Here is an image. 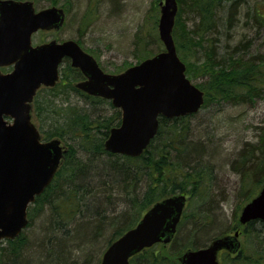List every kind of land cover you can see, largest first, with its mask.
Returning a JSON list of instances; mask_svg holds the SVG:
<instances>
[{
    "label": "trees",
    "instance_id": "trees-1",
    "mask_svg": "<svg viewBox=\"0 0 264 264\" xmlns=\"http://www.w3.org/2000/svg\"><path fill=\"white\" fill-rule=\"evenodd\" d=\"M223 2L177 0L172 34L191 80L206 75L216 97L248 102L264 93V54L246 57L242 40L233 46L227 43L233 40L241 9L247 27L253 26L252 20L264 24V0L251 7L243 0ZM88 18L81 16L84 28ZM141 42L148 41L142 38ZM191 57L201 67L191 63ZM80 78V71L64 59L58 82L40 88L33 99V116L42 138H59L65 151L51 182L28 206L26 230L0 241V264H94L105 236L109 234L107 246L153 202L176 192H186L189 200L173 240L163 244L169 246V256L154 244L133 254L129 264H180L177 257L185 249L205 246L226 231L209 237L222 225L216 220L218 214L212 215L217 207L209 208L212 181L220 166L217 150L194 136L193 114L160 116L156 135L138 156L112 153L104 148V140L109 129L119 124L121 112L110 100L77 89L74 83ZM258 136L226 162L240 174L244 202L264 183V134ZM243 232L240 250L222 251L221 264H264V220L249 221Z\"/></svg>",
    "mask_w": 264,
    "mask_h": 264
},
{
    "label": "water",
    "instance_id": "water-1",
    "mask_svg": "<svg viewBox=\"0 0 264 264\" xmlns=\"http://www.w3.org/2000/svg\"><path fill=\"white\" fill-rule=\"evenodd\" d=\"M159 5L158 35L164 49L120 73H107L73 39L31 45V34L37 29L62 25V8L50 6L35 12L29 0H0V65L14 64L11 72L0 73V239L14 238L27 225L28 204L50 182L62 158L59 139L40 140L29 102L41 84L55 83L64 56L86 77L76 83L78 88L111 99L121 109L120 124L109 130L104 141L110 152L137 156L156 134L159 114L172 117L200 108L203 92L186 76L172 37L177 2L161 0ZM185 199L181 193L154 202L133 227L106 247L100 264H128L129 257L142 248L169 242ZM255 218L264 220V183L239 214L240 223ZM238 234L235 230L206 246L188 248L178 260L181 264H220L218 251H236Z\"/></svg>",
    "mask_w": 264,
    "mask_h": 264
},
{
    "label": "rangeland",
    "instance_id": "rangeland-1",
    "mask_svg": "<svg viewBox=\"0 0 264 264\" xmlns=\"http://www.w3.org/2000/svg\"><path fill=\"white\" fill-rule=\"evenodd\" d=\"M33 1L36 7L56 5L64 8L66 13L65 21L59 29L35 32L31 37L33 44L50 39L58 41L74 39L85 51L95 57L106 72L117 73L128 65L136 63L145 54L163 48L157 26L161 0H115L114 6L111 5L114 0ZM257 1L263 0H243L242 3L251 7L259 4ZM256 6L262 8V5ZM243 11L244 9H241L239 11L241 14L238 13V26L234 31L233 40L227 44L233 46L242 40L244 42L242 52L246 57L264 54V24L259 26L252 20L250 22L253 26L247 27L244 23L246 16ZM82 14L90 18V23L85 28L81 19ZM247 14L249 15L250 12ZM251 23L247 21V24ZM142 38L147 39V44L143 45ZM219 51L222 50H218L220 54ZM193 58L190 59L191 63L198 68L201 62ZM207 80L208 77L203 74L192 77V81L200 84L206 91L207 98L206 105L190 116V126L194 136L207 141L214 150H217L216 160L220 166L212 181L213 197L209 201V208L217 207L216 213L214 211L212 215L216 218L218 214L216 220L222 225L216 227L217 230L209 232L210 237L221 234L224 230L226 231L223 233L233 232L239 224L238 216L245 203L240 195L242 190L240 174L237 170L231 169L230 165H226V162L229 163L243 145L255 142L260 133L264 134V93L248 102H231L216 97L211 87L207 86ZM33 121L36 123L34 116ZM257 191L254 190L253 196ZM249 192L253 191L249 190ZM238 228L241 229L239 240L242 244L243 226L239 225ZM108 238L109 234L98 246L94 264H99ZM168 247L158 244L157 249L163 255L169 256Z\"/></svg>",
    "mask_w": 264,
    "mask_h": 264
},
{
    "label": "flooded vegetation",
    "instance_id": "flooded-vegetation-1",
    "mask_svg": "<svg viewBox=\"0 0 264 264\" xmlns=\"http://www.w3.org/2000/svg\"><path fill=\"white\" fill-rule=\"evenodd\" d=\"M80 79H83V76L81 75V78Z\"/></svg>",
    "mask_w": 264,
    "mask_h": 264
}]
</instances>
